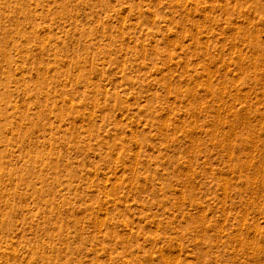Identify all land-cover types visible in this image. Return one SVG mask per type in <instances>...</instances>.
Returning <instances> with one entry per match:
<instances>
[{
    "label": "rangeland",
    "instance_id": "rangeland-1",
    "mask_svg": "<svg viewBox=\"0 0 264 264\" xmlns=\"http://www.w3.org/2000/svg\"><path fill=\"white\" fill-rule=\"evenodd\" d=\"M0 264H264V0H0Z\"/></svg>",
    "mask_w": 264,
    "mask_h": 264
}]
</instances>
